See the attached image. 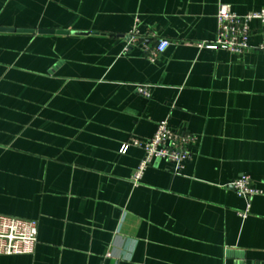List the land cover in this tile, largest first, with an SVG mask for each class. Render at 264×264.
Wrapping results in <instances>:
<instances>
[{
	"label": "crops",
	"instance_id": "obj_1",
	"mask_svg": "<svg viewBox=\"0 0 264 264\" xmlns=\"http://www.w3.org/2000/svg\"><path fill=\"white\" fill-rule=\"evenodd\" d=\"M222 4L264 9L0 0V28L35 31L0 32V215L38 224L34 253L0 264H264V51L204 46ZM132 33L170 45L151 61ZM261 34L254 21L252 46ZM165 120L195 137L191 157L181 174L154 161L135 186L144 152L122 147ZM244 176L262 193L238 196Z\"/></svg>",
	"mask_w": 264,
	"mask_h": 264
},
{
	"label": "built area",
	"instance_id": "obj_2",
	"mask_svg": "<svg viewBox=\"0 0 264 264\" xmlns=\"http://www.w3.org/2000/svg\"><path fill=\"white\" fill-rule=\"evenodd\" d=\"M254 21L260 22L262 28V41L258 46L250 44L251 25ZM217 25V38L213 43L204 45L206 48L235 54H242L248 50L264 51V9L238 15L230 5L222 4L217 13ZM129 38L130 44H141L151 61H155L170 45L166 40H155V37L141 38L137 33H132ZM137 91L145 97H150L148 86L138 85ZM194 141L195 137L192 135L172 130L168 120L158 124L151 139H131L122 147L121 153L126 154L130 147L140 148L144 152V157L132 177L133 184L140 185L146 170L156 160H165L173 164L175 173L181 174L186 161L191 157L188 147ZM229 186L238 196L248 200L262 193L254 187L252 179L248 176L237 179ZM37 242L36 221L0 215V255H31Z\"/></svg>",
	"mask_w": 264,
	"mask_h": 264
},
{
	"label": "water",
	"instance_id": "obj_3",
	"mask_svg": "<svg viewBox=\"0 0 264 264\" xmlns=\"http://www.w3.org/2000/svg\"><path fill=\"white\" fill-rule=\"evenodd\" d=\"M0 32H19V33H29V34H34V30H24V29H10V28H0ZM39 34H44V35H52V34H59V35H68L70 34L69 31H63V30H40L38 32ZM82 34V33H78Z\"/></svg>",
	"mask_w": 264,
	"mask_h": 264
}]
</instances>
